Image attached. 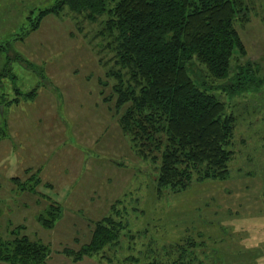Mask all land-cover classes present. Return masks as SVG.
<instances>
[{"label":"rangeland","instance_id":"obj_1","mask_svg":"<svg viewBox=\"0 0 264 264\" xmlns=\"http://www.w3.org/2000/svg\"><path fill=\"white\" fill-rule=\"evenodd\" d=\"M246 3L251 20L239 33L264 76V0ZM55 4L0 0V236L11 240L18 230L50 243L44 264H172L178 256V264H264V83L230 99L219 94L235 115L228 177L159 191V157H142L121 122L130 102H118L117 47L100 33L103 16L91 21L67 6L42 13ZM189 66L209 84L223 81ZM49 203L60 217L45 227ZM105 217L125 227L104 258L74 262L59 252L87 242Z\"/></svg>","mask_w":264,"mask_h":264},{"label":"trees","instance_id":"obj_2","mask_svg":"<svg viewBox=\"0 0 264 264\" xmlns=\"http://www.w3.org/2000/svg\"><path fill=\"white\" fill-rule=\"evenodd\" d=\"M64 6L85 13L91 21L103 16L100 33L105 30L117 47L118 102H130L121 122L142 157L148 153L154 157L152 152L159 157L156 189H184L193 177L196 181L226 179L232 158L226 146L235 115L226 111L223 98L257 90L264 83V76L258 73L260 63L247 56L239 33L251 20L246 0H56L55 6L42 13ZM238 57L244 62H238L234 71L233 61ZM194 62L203 65L212 78L223 81L209 84L199 71L191 70L189 65ZM32 68L43 74L36 65ZM121 70L126 75L123 85ZM34 91L27 92L26 99ZM159 133L166 138L163 150L162 138H156ZM6 136L5 123L0 122V140ZM151 139L155 140L153 148L145 144ZM27 188L36 192L34 185ZM46 211L49 217L40 219L49 227L59 219L60 207L49 203ZM124 227L105 217L94 223L87 242L59 252L74 262L94 256L102 259L106 247L117 244ZM17 231L11 232L15 234L11 240L0 236V261L46 263L52 253L50 243L19 236ZM178 260L179 256L172 264L182 263ZM164 263L154 258L143 264Z\"/></svg>","mask_w":264,"mask_h":264}]
</instances>
